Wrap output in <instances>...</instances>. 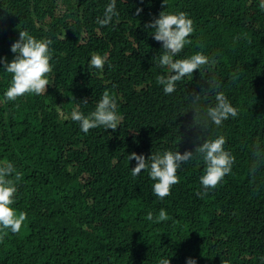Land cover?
Instances as JSON below:
<instances>
[{
  "label": "trees",
  "instance_id": "16d2710c",
  "mask_svg": "<svg viewBox=\"0 0 264 264\" xmlns=\"http://www.w3.org/2000/svg\"><path fill=\"white\" fill-rule=\"evenodd\" d=\"M0 264H264V0H0Z\"/></svg>",
  "mask_w": 264,
  "mask_h": 264
},
{
  "label": "rangeland",
  "instance_id": "374dc122",
  "mask_svg": "<svg viewBox=\"0 0 264 264\" xmlns=\"http://www.w3.org/2000/svg\"><path fill=\"white\" fill-rule=\"evenodd\" d=\"M1 162L4 163V160H2Z\"/></svg>",
  "mask_w": 264,
  "mask_h": 264
}]
</instances>
